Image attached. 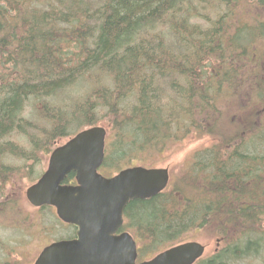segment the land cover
<instances>
[{"label": "trees", "instance_id": "obj_1", "mask_svg": "<svg viewBox=\"0 0 264 264\" xmlns=\"http://www.w3.org/2000/svg\"><path fill=\"white\" fill-rule=\"evenodd\" d=\"M100 122L115 170L151 166L190 135L213 140L174 185L127 203L138 257L203 229L223 245L195 264L264 251V0H0L2 232L47 228L23 217L13 175ZM22 238L0 240V264H20Z\"/></svg>", "mask_w": 264, "mask_h": 264}, {"label": "water", "instance_id": "obj_2", "mask_svg": "<svg viewBox=\"0 0 264 264\" xmlns=\"http://www.w3.org/2000/svg\"><path fill=\"white\" fill-rule=\"evenodd\" d=\"M106 129L86 127L55 147L46 169L25 190L33 207L52 206L57 217L76 227V237L44 246L33 264H194L205 252L196 240L169 246L137 261V244L123 225V212L134 199L162 192L167 167L132 165L110 177L98 172L104 159ZM73 173L75 184L64 183Z\"/></svg>", "mask_w": 264, "mask_h": 264}, {"label": "rangeland", "instance_id": "obj_3", "mask_svg": "<svg viewBox=\"0 0 264 264\" xmlns=\"http://www.w3.org/2000/svg\"><path fill=\"white\" fill-rule=\"evenodd\" d=\"M36 123H38L37 120ZM97 125L104 126V123L100 122ZM41 126H43V124ZM9 138L15 141L20 146H27L26 138L23 136H18L16 133H13ZM4 140H6V138ZM64 141L65 140L62 139L59 143H63ZM212 142L213 140L209 136L190 135L185 138L181 143L171 146V148L167 150L163 155L156 156L154 160L149 161L148 158L147 161H144V164H149L151 166L157 167H167L171 175L170 181L173 182L174 185V183L179 180V172L182 168L188 165L193 153L200 148L209 146ZM49 154L50 153L44 154L40 152L37 158H35V161H28L27 163H25L28 167H25L21 174L19 173L13 175L15 181L14 183L16 184V189L13 190L17 191V194L19 193L20 202L23 205V217L28 218V221L33 224V227L35 224V220L38 218L45 225V227H47L37 232L36 230L33 231L31 229L32 234L30 235V237L24 234L21 235V232H19L18 229H10L7 230V232H2V230H0V240H16L18 238L23 237V240H21V244H23L21 246V249L23 248L22 253L25 255V257L21 259L20 264H33V261L35 260L36 256L38 255L39 251L42 249L43 246L53 240L70 236V229H68L64 225L56 226V222L54 220L55 217L51 214L52 211L50 212L46 210L45 213L43 212V214L39 215V208L32 207L25 197L26 188L30 184L35 182L40 176V174L46 169ZM6 156L7 158L3 159L6 166L10 165L13 169L17 167H19L20 169V167H22L21 159H18V157L16 158L15 156L8 157L9 155H7V153ZM134 161L135 158L130 161V164H128V166L133 165ZM125 166L127 165H122L121 167ZM116 171L117 170L108 167H103L102 169V172L106 174L115 173ZM261 220L262 224H264V214H262ZM261 235L264 237V233ZM217 239L218 238L212 233L211 230L203 229L201 231H188L182 236L181 241L179 243L189 240H196L201 242L205 245V252L201 258H207L214 253L216 248L222 247V241H220V243L216 245ZM2 254L3 252L0 251V255ZM143 258L138 257V260H141ZM233 264H264V251L261 250L258 256L256 257L242 259L234 262Z\"/></svg>", "mask_w": 264, "mask_h": 264}, {"label": "flooded vegetation", "instance_id": "obj_4", "mask_svg": "<svg viewBox=\"0 0 264 264\" xmlns=\"http://www.w3.org/2000/svg\"><path fill=\"white\" fill-rule=\"evenodd\" d=\"M105 149H106V146H105ZM104 149V150H105ZM103 167H105L106 168V166H104V164H103V162H102V164L99 166V168H98V172L99 173H101L103 176H105V177H110V176H112L114 173H103L102 172V169H103ZM125 167H128V166H125ZM125 167H122V168H125ZM118 170H120V169H118ZM117 170V171H118ZM116 171V172H117ZM170 172V171H169ZM170 177H171V175H170ZM65 180V179H64ZM64 183H67V184H75L76 182H75V178H74V174H73V178H72V180H68V181H64ZM33 207V206H32ZM41 207H49V208H51V211H52V213L54 214V216L58 219V221L61 223V225H64L65 227H67L68 229H70V236H68V237H66V238H60V239H56V240H53V241H51V242H54V241H58V240H69V239H73V238H75L76 237V227L75 226H73V225H71V224H69V223H66V222H63L62 220H60L58 217H57V215H56V212H55V208L54 207H52V206H41ZM35 208H40V207H35ZM123 225H124V212H123ZM123 225H122V227L121 228H119V230H117V232H116V234H118V233H120V232H122V231H127L126 229H124L123 228ZM218 240V242H216V245H218L219 243H220V239H217ZM51 242H49V243H51ZM48 243V244H49ZM47 245V244H46ZM45 245V246H46ZM44 247V246H43ZM42 247V248H43ZM217 249V248H216ZM40 252V251H39Z\"/></svg>", "mask_w": 264, "mask_h": 264}, {"label": "bare ground", "instance_id": "obj_5", "mask_svg": "<svg viewBox=\"0 0 264 264\" xmlns=\"http://www.w3.org/2000/svg\"><path fill=\"white\" fill-rule=\"evenodd\" d=\"M77 133V132H76ZM195 264V263H194Z\"/></svg>", "mask_w": 264, "mask_h": 264}]
</instances>
